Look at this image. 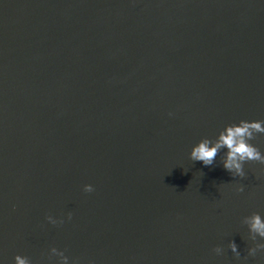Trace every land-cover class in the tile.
Instances as JSON below:
<instances>
[{
    "label": "water",
    "instance_id": "95a60500",
    "mask_svg": "<svg viewBox=\"0 0 264 264\" xmlns=\"http://www.w3.org/2000/svg\"><path fill=\"white\" fill-rule=\"evenodd\" d=\"M239 119L264 120V0H0V261L264 264V165L188 158Z\"/></svg>",
    "mask_w": 264,
    "mask_h": 264
},
{
    "label": "clouds",
    "instance_id": "9594fccd",
    "mask_svg": "<svg viewBox=\"0 0 264 264\" xmlns=\"http://www.w3.org/2000/svg\"><path fill=\"white\" fill-rule=\"evenodd\" d=\"M171 116L172 113L170 112ZM257 133L264 134V120L260 119H239L236 122L226 123L220 128L212 138L203 136L190 146L188 158L191 161H199L202 165H212L218 153H221L220 163L232 177L243 178L245 176L244 164L247 161H257L264 165V153L251 141ZM221 150H223L221 152ZM84 192L93 191V185L85 183L82 185ZM235 190L240 192L243 185L237 184ZM71 212L66 214L67 219L71 218ZM62 217L46 215L45 219L50 224H61ZM243 222L246 225L248 239L253 243L248 246L247 254L253 256L257 250L264 249V217L257 211L245 216ZM260 238V239H258ZM228 249L236 256H240L237 245L233 240L228 241ZM213 251L221 253L219 246H215ZM48 256L56 257V264H69V257L65 255L63 249L55 246L48 248ZM13 264H32L31 259L26 255L16 253L12 257ZM2 264V261H0ZM72 264H76L75 260Z\"/></svg>",
    "mask_w": 264,
    "mask_h": 264
}]
</instances>
